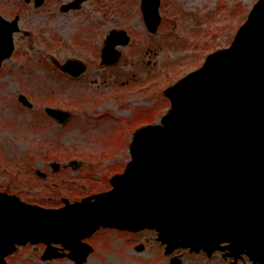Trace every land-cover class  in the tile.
Segmentation results:
<instances>
[{
    "label": "rangeland",
    "instance_id": "rangeland-1",
    "mask_svg": "<svg viewBox=\"0 0 264 264\" xmlns=\"http://www.w3.org/2000/svg\"><path fill=\"white\" fill-rule=\"evenodd\" d=\"M21 1L0 0V12L21 9ZM58 2L44 0L38 10L24 5L21 23L34 34L18 35L14 53L0 67V157L12 168L22 160L23 200L51 207L63 205V197L72 202L110 189L109 178L130 159L131 133L158 122L169 108L163 90L198 68L208 53L228 46L255 0H160L155 33L144 23L140 0H88L74 13L57 11ZM35 12L37 20L31 21ZM112 28L125 29L131 38L117 47L115 64L103 65L99 49ZM71 57L86 63L79 77L52 64V58ZM18 93L34 106L24 108ZM43 106L67 110L70 118L60 124ZM71 160L78 163L70 165ZM52 162L60 167L54 170ZM122 234L104 228L84 238L92 250L82 264H145L158 258L155 247L147 250L151 240L136 251L132 244L140 235ZM23 246L7 264H75L67 257L41 260L44 243Z\"/></svg>",
    "mask_w": 264,
    "mask_h": 264
},
{
    "label": "water",
    "instance_id": "water-1",
    "mask_svg": "<svg viewBox=\"0 0 264 264\" xmlns=\"http://www.w3.org/2000/svg\"><path fill=\"white\" fill-rule=\"evenodd\" d=\"M157 5L141 4L151 31L160 22ZM15 22H0V66L12 53ZM235 34L228 48L210 53L165 90L170 109L133 134L131 160L111 177V190L72 203L64 198L59 208L0 195V264L15 243L27 241L46 243L43 260L66 255L83 263L91 247L81 239L100 226L157 229L167 250L229 240L232 250L245 249L264 264V0ZM128 38L124 30L110 31L102 62H114L119 53L113 46ZM59 66L74 75L84 71L78 60ZM46 110L60 122L69 117ZM51 243L69 252H56Z\"/></svg>",
    "mask_w": 264,
    "mask_h": 264
},
{
    "label": "flooded vegetation",
    "instance_id": "flooded-vegetation-1",
    "mask_svg": "<svg viewBox=\"0 0 264 264\" xmlns=\"http://www.w3.org/2000/svg\"><path fill=\"white\" fill-rule=\"evenodd\" d=\"M59 0H56V2H58ZM88 0H83L82 2H79L78 0H60L58 2V10L60 13H74L77 12L79 10H81L86 2ZM70 4V9H68L67 11H62L61 10V6L62 5H66V4ZM29 5L31 6L32 9L34 10H38L41 6H36L34 0H22L20 3V8L21 9H17L15 12L8 14V13H2L0 12V22L1 24H4L3 20H6L8 22L14 20L16 18L17 22L16 25L18 27V30L16 32H14L13 34V42H14V51L16 49L17 46V37L19 35V38H31L33 36V31L26 29L23 26L22 22V18L23 15H21V11L24 7V5ZM12 6V4H11ZM8 8L10 9V4L8 6ZM31 21H35L37 20V13H34V16L32 17L31 15H29ZM82 32H80V34L82 35ZM80 35V38H81ZM106 35V34H105ZM84 39L86 40V33H85V37ZM83 40V42L86 44V41ZM77 41V40H76ZM78 42V41H77ZM81 45V44H80ZM82 46V45H81ZM30 48L34 49L33 44L30 43ZM17 100L18 96H17ZM34 106V104H33ZM32 106V107H33ZM26 106H24L25 108ZM31 107V108H32ZM29 108V109H31ZM50 117V116H49ZM4 159H2L0 157V193H4V194H16L17 196H19L21 198V192H22V186L25 185L24 180H22L21 176L23 173V166H22V160H18V167H14L12 168L11 166H8L7 163L8 161H5ZM10 163H17L16 162H10ZM21 163V164H20ZM13 169V171L11 170ZM122 232V236L124 234H131V235H140L139 238L136 237L134 241V243L132 244L134 250L136 251H141V250H145V246H144V242H148L150 243V240L152 242L151 246L147 249L150 250L152 249V247H155V249L157 250L156 252L158 253V258L156 260H151L148 261L145 264H171V259H177L179 261V264H185V258L184 256H188L191 257L190 260H192L194 262V264H252L248 258L244 255H240L239 257L235 258V257H229L227 255L228 249H224V250H215L212 253H210L209 255L203 251V250H199V251H190L189 248H177L174 249V251L171 254H166L165 253V245L162 244L160 241H157L156 238V232L154 230H149V229H143L137 232H129V231H120ZM144 241V242H143ZM148 245V244H147ZM24 246H18L17 250L12 254H16L19 250H21ZM141 249H138V248ZM161 251V252H160Z\"/></svg>",
    "mask_w": 264,
    "mask_h": 264
}]
</instances>
